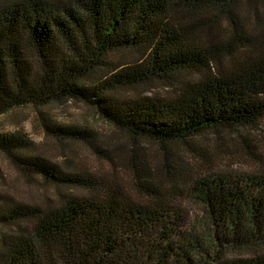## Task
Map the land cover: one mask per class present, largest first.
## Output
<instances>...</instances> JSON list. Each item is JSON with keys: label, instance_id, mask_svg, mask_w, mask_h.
Segmentation results:
<instances>
[{"label": "trees", "instance_id": "16d2710c", "mask_svg": "<svg viewBox=\"0 0 264 264\" xmlns=\"http://www.w3.org/2000/svg\"><path fill=\"white\" fill-rule=\"evenodd\" d=\"M152 85L169 92L127 94ZM68 101L132 141L130 187L0 134V156L55 190L41 205L0 186V264H264V173L186 178L169 150L264 119V0H0V115ZM39 115L113 163L91 132ZM140 139L163 150L157 168ZM181 195L201 213L190 224Z\"/></svg>", "mask_w": 264, "mask_h": 264}, {"label": "rangeland", "instance_id": "374dc122", "mask_svg": "<svg viewBox=\"0 0 264 264\" xmlns=\"http://www.w3.org/2000/svg\"><path fill=\"white\" fill-rule=\"evenodd\" d=\"M142 92L153 95L169 91L152 85L146 89L144 87L131 90L127 94L137 95ZM39 114L50 118L52 123L82 127L91 132L95 143L114 155L113 163L106 158L98 160V157L84 144L65 141L59 143L47 136L41 126ZM13 132L25 134L34 144L33 151L54 162L65 167H78L89 172L110 175L126 189L130 187L131 180L126 171L125 158L127 148L132 141L123 132L105 123L93 108L82 102L68 101L41 108H34L31 105L13 108L0 115V134ZM136 144L141 148L143 155L153 162V167L157 168L158 155L163 150L157 144L144 139L136 141ZM168 148L169 146L165 150ZM169 150L181 156L186 178L193 174L264 173V119L251 128L208 132L189 142L188 145H171ZM0 186L6 188L18 200L41 205L48 203L53 197L51 195L55 194L54 188L29 180L1 156ZM181 196L178 197V201L183 205L186 224H190L199 218L201 213L195 203ZM261 248L264 250V246ZM248 250L255 251L243 249L240 255H248ZM232 257H234L233 253L227 252L220 261L226 262Z\"/></svg>", "mask_w": 264, "mask_h": 264}]
</instances>
